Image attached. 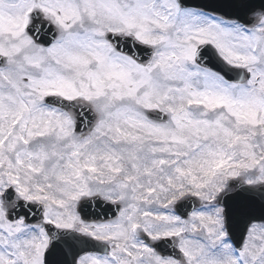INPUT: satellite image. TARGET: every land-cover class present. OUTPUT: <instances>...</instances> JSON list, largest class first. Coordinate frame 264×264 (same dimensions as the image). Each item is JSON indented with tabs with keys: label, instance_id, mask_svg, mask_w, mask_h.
Segmentation results:
<instances>
[{
	"label": "snow or ice",
	"instance_id": "6c2138e0",
	"mask_svg": "<svg viewBox=\"0 0 264 264\" xmlns=\"http://www.w3.org/2000/svg\"><path fill=\"white\" fill-rule=\"evenodd\" d=\"M0 264H264V0H0Z\"/></svg>",
	"mask_w": 264,
	"mask_h": 264
}]
</instances>
